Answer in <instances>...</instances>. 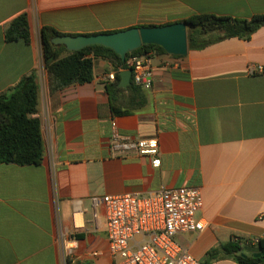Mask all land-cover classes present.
<instances>
[{
	"label": "crops",
	"instance_id": "0c3cea01",
	"mask_svg": "<svg viewBox=\"0 0 264 264\" xmlns=\"http://www.w3.org/2000/svg\"><path fill=\"white\" fill-rule=\"evenodd\" d=\"M22 14L30 43L6 42L7 26ZM202 14L250 19L264 15V0H0V92L37 73L45 147L40 166L0 165V264H64L57 226L73 232L78 208L82 228L68 264H111L105 208L95 218L91 197L162 188L202 191L206 228L178 238L200 264H238L210 253L221 255L235 237L264 238V73H249L264 66V27L249 40L215 41L186 57L152 53L153 87L127 115L112 110L107 77L117 71L109 61L96 60L92 82L55 91L44 66L43 27L93 35ZM127 89L117 94L118 110L138 103ZM112 122L124 136L156 138L161 166L146 156L114 158Z\"/></svg>",
	"mask_w": 264,
	"mask_h": 264
},
{
	"label": "trees",
	"instance_id": "16d2710c",
	"mask_svg": "<svg viewBox=\"0 0 264 264\" xmlns=\"http://www.w3.org/2000/svg\"><path fill=\"white\" fill-rule=\"evenodd\" d=\"M182 22L187 24L188 48L192 50L229 38L249 40L256 31L264 27V15H256L250 19H239L202 14L194 15ZM214 32H219L221 35L210 41L203 39L205 35ZM59 35L63 34L51 27H43L41 30L44 66L49 75L51 89L54 91L64 90L73 85L92 82L96 60H107L117 71L115 80L108 81L106 85L112 110L117 115L130 114L144 104V89L136 86L132 79V84L127 90L130 92L132 100L138 101L137 105L128 103L125 110H118L115 107L117 94L125 91L119 87L120 73L128 69L129 60L133 56L152 53L168 55L162 47L155 45H144L141 49L128 54L125 62L114 50L103 46L88 47L70 53L64 47L54 46L51 43V40ZM5 39L8 43L17 41L30 43V24L27 14L18 16L7 26ZM39 100L40 87L36 72L23 78L8 93L0 92V165H42L45 147L41 121L37 116ZM249 247H256L257 249L254 252H247L246 249ZM221 251V255L217 251L210 253V255L223 258L232 257L238 264H264V238L254 244L251 240L235 237L223 245ZM256 254H261V256L254 257Z\"/></svg>",
	"mask_w": 264,
	"mask_h": 264
},
{
	"label": "built area",
	"instance_id": "2783aa9c",
	"mask_svg": "<svg viewBox=\"0 0 264 264\" xmlns=\"http://www.w3.org/2000/svg\"><path fill=\"white\" fill-rule=\"evenodd\" d=\"M151 55L133 56L128 62L127 70H132L133 82L144 90L153 87ZM249 73L262 74L264 66H250ZM107 80L114 81L115 74L109 75ZM110 149L114 158L146 156L154 168H159L162 163L160 143L156 138L124 136L116 122H112ZM90 201L95 218L97 208L101 205L105 208L111 264H200L178 241L181 236L202 232L206 228L199 216L204 207L200 189L162 188L145 195L94 196ZM83 214L82 209L75 210L73 232L58 222L57 240L64 264L75 261L73 239L82 228Z\"/></svg>",
	"mask_w": 264,
	"mask_h": 264
},
{
	"label": "water",
	"instance_id": "95a60500",
	"mask_svg": "<svg viewBox=\"0 0 264 264\" xmlns=\"http://www.w3.org/2000/svg\"><path fill=\"white\" fill-rule=\"evenodd\" d=\"M54 46L64 47L68 52H78L88 47L103 46L114 50L125 62L127 55L144 45L162 47L167 54L176 57L188 55V28L185 22H177L162 26L134 27L118 32L93 35H59L51 40ZM120 88H128L132 84V70L120 73ZM256 254L254 257H260Z\"/></svg>",
	"mask_w": 264,
	"mask_h": 264
}]
</instances>
